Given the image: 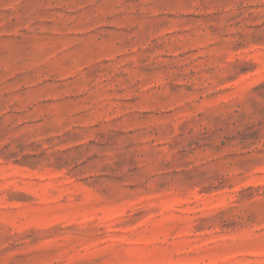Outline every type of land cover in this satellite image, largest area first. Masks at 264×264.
<instances>
[{
	"label": "rangeland",
	"instance_id": "1",
	"mask_svg": "<svg viewBox=\"0 0 264 264\" xmlns=\"http://www.w3.org/2000/svg\"><path fill=\"white\" fill-rule=\"evenodd\" d=\"M0 264H264V0H0Z\"/></svg>",
	"mask_w": 264,
	"mask_h": 264
}]
</instances>
